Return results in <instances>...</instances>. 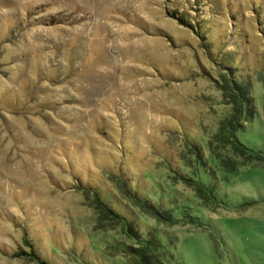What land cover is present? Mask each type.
<instances>
[{
    "label": "rangeland",
    "instance_id": "obj_1",
    "mask_svg": "<svg viewBox=\"0 0 264 264\" xmlns=\"http://www.w3.org/2000/svg\"><path fill=\"white\" fill-rule=\"evenodd\" d=\"M146 240L264 264V0H0V264H39L25 241L141 264Z\"/></svg>",
    "mask_w": 264,
    "mask_h": 264
},
{
    "label": "trees",
    "instance_id": "obj_2",
    "mask_svg": "<svg viewBox=\"0 0 264 264\" xmlns=\"http://www.w3.org/2000/svg\"><path fill=\"white\" fill-rule=\"evenodd\" d=\"M181 17L182 18H178V19L183 22L182 19H183L184 16H181ZM196 29H199V27L196 28ZM226 71L228 72L229 75L233 76V70L231 68H229V67L226 68ZM230 82H232V84L234 85L235 91L237 93L236 97H239L241 99L240 104H241V110H242L243 115H244L245 111L249 115V106H248V102H247V99H246L245 89L243 88L242 85L236 83L235 77L234 78L232 77V81H230ZM236 100L238 102L240 101L237 98H236ZM85 188L87 189V192L92 195V198L96 201V203L98 204V207H101L102 210L103 209L105 210V208H106L108 212L114 213L109 208V206L101 199V197H100V195H99L97 190L92 189L90 186H87ZM25 245L29 246L30 251H28V252H25V251L17 252V253H15L16 256H22L23 254H26V255L38 260L39 264H48L45 260L39 258V256L33 251V249H31V242L25 241ZM150 245H151L150 242H148V240H146L144 242V244L141 245V247L139 249H137V253H138V255H139L140 259H141L140 260L141 264H152L153 261H156V259H153V257L150 254H148V252H147V251H149V252L152 251Z\"/></svg>",
    "mask_w": 264,
    "mask_h": 264
}]
</instances>
